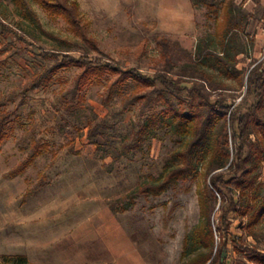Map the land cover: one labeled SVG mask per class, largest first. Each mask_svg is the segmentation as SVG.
I'll use <instances>...</instances> for the list:
<instances>
[{
  "label": "rangeland",
  "instance_id": "374dc122",
  "mask_svg": "<svg viewBox=\"0 0 264 264\" xmlns=\"http://www.w3.org/2000/svg\"><path fill=\"white\" fill-rule=\"evenodd\" d=\"M69 1L78 3L90 41L34 0H22V9L16 0H0V20L9 27H0V110L14 111L0 145V264H17L20 256L28 264H183L185 240L200 217L197 183L158 197L134 192L152 162L128 156L119 140L117 157L106 156L88 136L92 124L112 120L110 114L122 108L118 97L108 99L111 78L84 84L81 104L73 99L76 65L64 67L20 106L22 93L54 62L41 58L40 49L111 60L152 75L168 68L158 42L165 38L178 48L170 59L175 75L199 49V62L209 49L220 52L216 26L227 10L230 42L243 51L238 68L247 70L264 61V0ZM218 81L233 89L226 94L232 100L245 92L237 77ZM139 110L123 115L120 133L129 131ZM37 151L24 173L12 175ZM163 152L154 142L151 159ZM232 233L255 244L237 221ZM228 256L235 257L231 244Z\"/></svg>",
  "mask_w": 264,
  "mask_h": 264
},
{
  "label": "trees",
  "instance_id": "16d2710c",
  "mask_svg": "<svg viewBox=\"0 0 264 264\" xmlns=\"http://www.w3.org/2000/svg\"><path fill=\"white\" fill-rule=\"evenodd\" d=\"M34 1L51 16L63 18L71 32L90 41L77 2ZM16 2L22 9V0ZM231 21L232 13L227 10L217 23L220 52L209 49L204 61L199 62V49L197 58L186 56L175 75L170 71V59L178 48L165 38L158 42L168 68L152 75L137 68L125 69L111 60L87 55L75 58L40 49L41 58L54 62L34 77L20 102L23 106L31 92L67 65L80 68L73 92V99L80 104L84 101L79 94L84 84L111 78L106 85L108 99L118 97L122 108L110 114L112 120L106 117L92 124L88 136L106 156L117 157L119 149L115 145L119 140L128 156L140 154L152 162L134 192L158 197L191 180L197 183L200 217L185 240L183 264H264V248L259 245L264 242V61L247 70L238 68L243 51L230 42ZM0 27L9 31L1 20ZM218 77L239 78L245 89L239 101L226 95L233 89ZM137 107V121L128 124L127 133H120V119ZM13 114L0 110V145L7 137V122ZM156 141L163 145L164 152L160 159H151ZM37 154L19 163L12 175L24 173ZM236 221L255 244L232 233ZM230 244L235 257L228 256ZM14 260L28 264L25 257Z\"/></svg>",
  "mask_w": 264,
  "mask_h": 264
}]
</instances>
